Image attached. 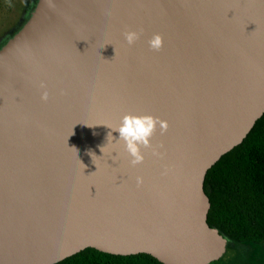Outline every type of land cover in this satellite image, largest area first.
<instances>
[{
	"label": "water",
	"instance_id": "obj_1",
	"mask_svg": "<svg viewBox=\"0 0 264 264\" xmlns=\"http://www.w3.org/2000/svg\"><path fill=\"white\" fill-rule=\"evenodd\" d=\"M127 113L168 123L135 166ZM263 114L264 0H38L0 49V264L220 260L206 174Z\"/></svg>",
	"mask_w": 264,
	"mask_h": 264
},
{
	"label": "trees",
	"instance_id": "obj_2",
	"mask_svg": "<svg viewBox=\"0 0 264 264\" xmlns=\"http://www.w3.org/2000/svg\"><path fill=\"white\" fill-rule=\"evenodd\" d=\"M208 223L229 240L264 245V114L241 144L210 168L204 183ZM56 264H163L149 254L87 248ZM211 264H225L223 258Z\"/></svg>",
	"mask_w": 264,
	"mask_h": 264
},
{
	"label": "clouds",
	"instance_id": "obj_3",
	"mask_svg": "<svg viewBox=\"0 0 264 264\" xmlns=\"http://www.w3.org/2000/svg\"><path fill=\"white\" fill-rule=\"evenodd\" d=\"M124 39L129 44H134L141 37V31L130 29L124 32ZM164 38L160 33H154L147 40L148 47L154 51H158L163 47ZM43 88V85H41ZM48 99V92L45 89L41 92V100ZM157 126L161 131H165L168 127L166 120L151 114H133L127 113L123 115L120 122L115 128H110L118 132V139L122 143L124 151L129 156V163L133 166L138 165L144 160V152L142 149L151 146V137ZM109 133L112 134L110 131ZM108 133V135H109ZM107 135V137H108ZM102 149V148H101ZM137 184L142 183V178L137 177Z\"/></svg>",
	"mask_w": 264,
	"mask_h": 264
},
{
	"label": "rangeland",
	"instance_id": "obj_4",
	"mask_svg": "<svg viewBox=\"0 0 264 264\" xmlns=\"http://www.w3.org/2000/svg\"><path fill=\"white\" fill-rule=\"evenodd\" d=\"M38 0H0V49L30 18ZM225 264H264V245L229 240Z\"/></svg>",
	"mask_w": 264,
	"mask_h": 264
}]
</instances>
